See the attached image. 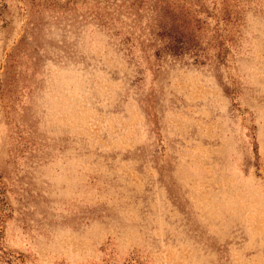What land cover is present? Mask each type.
<instances>
[{"label":"rangeland","instance_id":"1","mask_svg":"<svg viewBox=\"0 0 264 264\" xmlns=\"http://www.w3.org/2000/svg\"><path fill=\"white\" fill-rule=\"evenodd\" d=\"M0 264H264V0H0Z\"/></svg>","mask_w":264,"mask_h":264}]
</instances>
